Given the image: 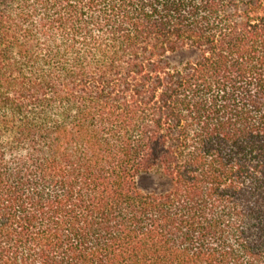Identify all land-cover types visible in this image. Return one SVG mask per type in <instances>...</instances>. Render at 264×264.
I'll return each instance as SVG.
<instances>
[{
    "label": "trees",
    "instance_id": "trees-1",
    "mask_svg": "<svg viewBox=\"0 0 264 264\" xmlns=\"http://www.w3.org/2000/svg\"><path fill=\"white\" fill-rule=\"evenodd\" d=\"M0 264H264V0H0Z\"/></svg>",
    "mask_w": 264,
    "mask_h": 264
},
{
    "label": "rangeland",
    "instance_id": "rangeland-1",
    "mask_svg": "<svg viewBox=\"0 0 264 264\" xmlns=\"http://www.w3.org/2000/svg\"><path fill=\"white\" fill-rule=\"evenodd\" d=\"M193 57L191 51H184L178 54H175L171 57V60L174 64L186 62L191 60ZM138 186L143 191H150V190H162L165 188V183L162 182L160 179L157 178L156 175L151 174L149 176L143 177L138 180Z\"/></svg>",
    "mask_w": 264,
    "mask_h": 264
}]
</instances>
